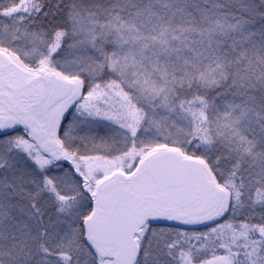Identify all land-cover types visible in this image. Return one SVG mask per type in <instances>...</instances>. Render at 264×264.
Segmentation results:
<instances>
[{"label":"snow or ice","instance_id":"1","mask_svg":"<svg viewBox=\"0 0 264 264\" xmlns=\"http://www.w3.org/2000/svg\"><path fill=\"white\" fill-rule=\"evenodd\" d=\"M0 264H264V0H0Z\"/></svg>","mask_w":264,"mask_h":264}]
</instances>
